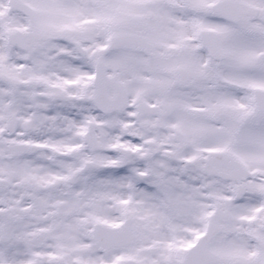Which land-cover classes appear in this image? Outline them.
Wrapping results in <instances>:
<instances>
[{
	"label": "snow or ice",
	"instance_id": "snow-or-ice-1",
	"mask_svg": "<svg viewBox=\"0 0 264 264\" xmlns=\"http://www.w3.org/2000/svg\"><path fill=\"white\" fill-rule=\"evenodd\" d=\"M0 264H264V0H0Z\"/></svg>",
	"mask_w": 264,
	"mask_h": 264
}]
</instances>
